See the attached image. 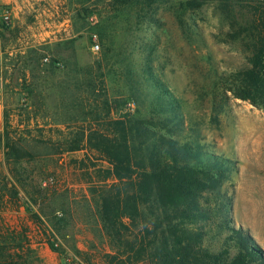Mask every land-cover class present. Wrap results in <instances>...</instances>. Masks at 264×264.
I'll list each match as a JSON object with an SVG mask.
<instances>
[{
    "label": "rangeland",
    "instance_id": "1",
    "mask_svg": "<svg viewBox=\"0 0 264 264\" xmlns=\"http://www.w3.org/2000/svg\"><path fill=\"white\" fill-rule=\"evenodd\" d=\"M186 1L0 0V264H111L110 165L68 151L107 115L138 154L171 139L208 171L178 224L212 248L240 228L264 253V72L236 97L264 0Z\"/></svg>",
    "mask_w": 264,
    "mask_h": 264
},
{
    "label": "trees",
    "instance_id": "2",
    "mask_svg": "<svg viewBox=\"0 0 264 264\" xmlns=\"http://www.w3.org/2000/svg\"><path fill=\"white\" fill-rule=\"evenodd\" d=\"M201 4L185 2L189 9ZM255 16L256 48L244 73L247 90L236 96L251 102L264 72V4H258ZM126 123L108 115L96 118L77 132L79 141L68 150L86 149L110 165L106 175L114 180L100 187V198L103 228L116 249L106 256L111 264H264L262 250L240 228H228L224 244L212 248L204 245L201 231L178 224L181 214L188 218L198 211L208 171L190 162L192 148L171 139L138 154L129 146Z\"/></svg>",
    "mask_w": 264,
    "mask_h": 264
},
{
    "label": "built area",
    "instance_id": "3",
    "mask_svg": "<svg viewBox=\"0 0 264 264\" xmlns=\"http://www.w3.org/2000/svg\"><path fill=\"white\" fill-rule=\"evenodd\" d=\"M100 49L99 43L96 41V36H93L92 44H91V51L94 53H97ZM47 59H44V62H47ZM58 63L56 62L54 65H57ZM132 109V106H130Z\"/></svg>",
    "mask_w": 264,
    "mask_h": 264
},
{
    "label": "crops",
    "instance_id": "4",
    "mask_svg": "<svg viewBox=\"0 0 264 264\" xmlns=\"http://www.w3.org/2000/svg\"><path fill=\"white\" fill-rule=\"evenodd\" d=\"M0 117H1V108H0Z\"/></svg>",
    "mask_w": 264,
    "mask_h": 264
}]
</instances>
